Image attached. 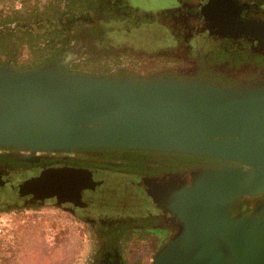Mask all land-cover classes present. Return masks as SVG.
Segmentation results:
<instances>
[{
  "label": "water",
  "instance_id": "obj_1",
  "mask_svg": "<svg viewBox=\"0 0 264 264\" xmlns=\"http://www.w3.org/2000/svg\"><path fill=\"white\" fill-rule=\"evenodd\" d=\"M218 16L226 27L235 21ZM224 29L264 42V25ZM0 149L20 150V161L30 163L88 150L223 162L169 182L139 179L118 205L141 216L168 214L179 225L152 264H264V207L230 212L234 201L264 194V83L73 74L56 62L25 71L0 66ZM101 175L72 166L0 171V208L53 205L72 216Z\"/></svg>",
  "mask_w": 264,
  "mask_h": 264
},
{
  "label": "flooded vegetation",
  "instance_id": "obj_2",
  "mask_svg": "<svg viewBox=\"0 0 264 264\" xmlns=\"http://www.w3.org/2000/svg\"><path fill=\"white\" fill-rule=\"evenodd\" d=\"M27 1H21L20 7L0 3V40L2 36L1 42L9 41L16 51L1 54L0 66L32 70L38 63L54 61L73 74L202 80L237 86L264 83V42L253 35L224 29H240L247 23L264 25V0H145L144 6L134 5L131 0H39L35 5ZM218 14L223 15L222 19L232 14L235 21L226 27L217 22ZM51 30L58 32L57 40L49 35ZM142 32L153 36L148 34L146 38ZM34 43L39 44L36 53L29 46ZM27 56L30 60L23 61ZM128 152L137 151L48 154L30 163L20 161V150L0 149V171L55 166L100 171L102 185L97 191L83 193L85 205L74 208L78 213L71 217L82 228L83 236L94 241L95 250L88 264H124L126 244L141 240L155 255L179 230L168 214L147 217L120 207L119 201L128 197L126 189L130 191V186H125L142 178L169 182L192 170L224 164L171 154L161 161L163 165L144 159L135 168L127 159L135 153ZM26 207L34 209L38 205ZM263 207L264 194L234 201L230 212L233 216L249 215ZM20 208H0V212Z\"/></svg>",
  "mask_w": 264,
  "mask_h": 264
},
{
  "label": "rangeland",
  "instance_id": "obj_3",
  "mask_svg": "<svg viewBox=\"0 0 264 264\" xmlns=\"http://www.w3.org/2000/svg\"><path fill=\"white\" fill-rule=\"evenodd\" d=\"M21 1L24 0H0V3H4L5 7L13 4L20 7ZM38 1L28 0L27 3L35 5ZM131 1L134 5L146 4L145 0ZM142 33L148 37L149 33ZM29 60L30 57L27 56L23 61ZM127 159L133 163L140 161V158L135 156ZM146 159L161 165V161L165 160L164 157L158 156ZM136 165L139 166L140 163ZM133 243L124 246V255H134L137 252L152 264L154 255L145 243L141 240ZM93 250V239L83 236L80 225L73 221L70 215L60 212L53 205L44 208L38 206L34 209L21 206L19 210L0 212V264H88Z\"/></svg>",
  "mask_w": 264,
  "mask_h": 264
},
{
  "label": "trees",
  "instance_id": "obj_4",
  "mask_svg": "<svg viewBox=\"0 0 264 264\" xmlns=\"http://www.w3.org/2000/svg\"><path fill=\"white\" fill-rule=\"evenodd\" d=\"M28 35H33V34H28ZM49 35L51 37H53L54 39H58L60 36L58 35V32L56 30H51V32L49 33ZM3 40L2 36H1V40H0V55L1 54H5V55H9L11 52H16L13 48H12V43H9V41L1 42ZM38 43V41H37ZM34 43V44H30L29 46L31 47V49L33 50V52L36 53V48L37 46H39V44ZM22 46V45H21ZM20 46V48H21ZM39 49H41V47H39ZM54 62V61H52ZM45 63H38L34 69L41 67L42 65H44ZM21 71H25V70H21ZM94 151V150H93ZM101 151V150H99ZM115 151V150H114ZM110 153V152H109ZM128 153H135V157H139L140 161L138 163L143 164L144 163V159H146L147 157H153V154L150 156V154H145V152H128ZM155 155V154H154ZM124 156H127L126 154H124ZM156 156L158 157H172L171 154L169 155H164V154H156ZM138 163H129L132 167L138 168L137 166H135ZM124 264H151L149 261H147L145 259V257L143 255L137 254H129L128 256H126L125 258V263Z\"/></svg>",
  "mask_w": 264,
  "mask_h": 264
}]
</instances>
